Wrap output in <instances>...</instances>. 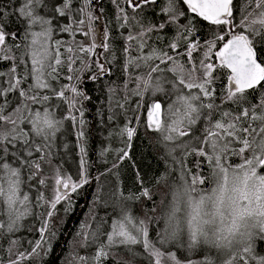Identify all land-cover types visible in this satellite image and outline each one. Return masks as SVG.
<instances>
[{
    "label": "snow or ice",
    "instance_id": "1",
    "mask_svg": "<svg viewBox=\"0 0 264 264\" xmlns=\"http://www.w3.org/2000/svg\"><path fill=\"white\" fill-rule=\"evenodd\" d=\"M112 3L123 29L119 82L111 78V64L117 61L109 29L105 27L99 43L96 39L94 22L99 16L92 0H81L78 9L73 0H54L51 11H46L49 0L0 4V62L9 64L6 81L0 71V253L3 243L8 244L0 264H40L54 251L58 232L53 221L59 219V207L72 211V195L89 183V175L82 159L75 178L58 169L51 185L44 177L42 164L50 155L44 147L50 148L62 126L49 101L54 96L83 116V101L91 97L81 81L100 78L108 80L110 110L114 105L126 111L133 96L137 109H146L144 126L155 134L166 165L164 174L155 178L161 199L157 204L145 177L137 172L138 194L125 196L117 187L104 200L118 210L110 228L95 213L80 224V239L74 238L73 247L95 245L92 254L70 255L65 264H110V258L115 264H132L126 255L143 256L140 264H264V250L258 247L264 245V0ZM54 18L70 22L54 27ZM198 18L209 24L203 36ZM57 30L73 37L82 31L86 40L67 43L55 38ZM37 104L42 110L32 107ZM21 124L31 125L30 130ZM137 132L130 123L119 129L125 147L118 150L109 174L129 158L126 149ZM34 152L41 154L39 159L33 158ZM37 185L50 188L51 194L38 191L33 198L31 189ZM100 199L97 196L94 204ZM131 200L142 205L151 201L153 207L137 217L127 203ZM34 208L43 209L35 229L38 238L25 246L17 233L26 217L36 216ZM157 219L164 228L153 238L150 225ZM167 245L188 251L207 245L219 255L194 261Z\"/></svg>",
    "mask_w": 264,
    "mask_h": 264
},
{
    "label": "trees",
    "instance_id": "2",
    "mask_svg": "<svg viewBox=\"0 0 264 264\" xmlns=\"http://www.w3.org/2000/svg\"><path fill=\"white\" fill-rule=\"evenodd\" d=\"M54 0H49V8L46 11H51V4ZM0 4L15 6L16 0H0ZM74 9H78L81 6V0H73ZM93 8L96 9L95 14L101 17L100 24L103 27L109 29V43L112 50L116 53V61L111 64L112 80L120 81L121 77V63L122 57L120 55L124 41L122 40L120 33L123 31L120 25L117 23V7L112 3V0H92ZM121 6H123V0H121ZM187 11L186 6H182ZM10 10V9H9ZM146 18L151 19V10L146 9ZM190 15H195L191 14ZM15 19V18H14ZM55 25H63L69 23L68 19L54 18ZM199 19L200 35L203 36L209 31V24ZM16 24H19V20H15ZM123 23V21H121ZM74 37L68 33H61L58 30L54 33L56 39H60L67 43H72L74 39L76 42H83V40L76 35ZM171 34V33H170ZM126 35V33H125ZM67 46V45H65ZM98 50V48H97ZM104 49H101L100 53H103ZM103 58V57H101ZM108 60H112L111 52L108 54ZM9 64L6 62H0V71L5 73L3 81L8 79ZM79 67V64L76 65ZM22 72L23 69L21 68ZM226 71V70H225ZM220 73L218 72L217 75ZM83 75V73L81 74ZM223 79V78H222ZM0 81V83H3ZM67 82V81H64ZM226 82V80L224 81ZM84 90L91 97L90 101H83L82 111L83 116L77 111H70L67 104L62 103L54 96L49 101V104L53 106L57 119H62V126L56 133L54 139L50 142V148L44 147V153L50 155L45 156L43 161V175L49 178V185H51V177L54 176L55 171L58 169L66 176H72L75 178L81 167V160L86 162L87 173L89 175V183L80 189L77 193L72 195V211L65 213L63 207H59L57 216L59 219L53 221V225L58 232L57 240L53 242L54 251L48 256H45L40 261V264H65L70 258V255L79 253L80 255H91L95 250V245L88 248L73 247L74 238L77 231L80 230V224L90 219V214L95 213L98 217H102L107 224L105 227L110 228L111 219L118 217V210L114 212L113 208L104 203V200L108 199L110 192L116 191L117 187L119 191L123 192L125 196L130 193H137L139 191V184L136 183V173L139 172L145 177L146 186L150 187L154 193L155 201L158 204L161 199V186L156 184V177H159L165 172V162L163 160V151L156 143V136L151 131H148L144 126L146 121L145 112L146 109L141 106L139 109L136 107L134 101L136 97H130L125 105V109H118L114 105L109 108V102L107 100L106 85L108 83L107 78H100L96 81L82 80ZM218 84L220 81L217 82ZM6 86V85H5ZM134 86V85H133ZM10 98L15 99V94H9ZM143 102L141 101V105ZM34 109L42 105H33ZM27 114V113H26ZM114 114V119H109L110 115ZM75 117L73 120L71 117ZM134 116H139L140 120L136 121L132 119ZM83 119L84 124H80V120ZM125 123H130L133 127L138 129L137 134L134 136L130 148L126 150L129 152V158L119 162L118 168L113 170L112 174H109L108 169L113 167V163L116 162V157L119 154L118 150L125 147V138L119 135V129L124 126ZM21 128L25 131L30 130V125L21 124ZM83 132V136L79 133ZM77 135V136H76ZM37 143H43L36 139ZM11 147V146H10ZM80 147L84 148V153H81ZM107 149V151H105ZM38 153H33L34 159H39ZM239 162L234 160L233 163ZM170 163V162H169ZM27 171H25V176ZM27 190V189H25ZM45 192L46 195H50V188L46 191L43 186H36L31 189L33 198L35 194ZM99 196L101 199L94 204V199ZM130 205L131 211L137 216L142 217L145 212L153 207L151 201L141 204L139 201L131 200L127 202ZM43 211L41 208H34L36 216H29L25 218L23 222V230H20L18 235H21L23 239H26V246L28 241L38 238L35 229L39 227L38 216ZM152 215V213H148ZM159 215V213H156ZM161 219H157L150 225V234L155 238L156 233L160 232ZM155 229V231H151ZM31 236V237H29ZM23 241V240H22ZM186 243V240H185ZM137 252H142L139 246H133ZM168 250L178 252L183 256L199 261L200 258L208 256L209 249L204 248L202 245L198 246L193 251L183 252L181 248L173 245L166 246ZM8 244L3 243V252L0 255L7 256ZM23 250V248H21ZM116 252L123 255L120 249L117 248ZM183 252V253H181ZM218 256V255H217ZM119 257H117L118 259ZM125 259L132 261V264H140L143 256L138 255L131 257L130 255L124 256ZM110 264H115V261L110 258Z\"/></svg>",
    "mask_w": 264,
    "mask_h": 264
},
{
    "label": "rangeland",
    "instance_id": "3",
    "mask_svg": "<svg viewBox=\"0 0 264 264\" xmlns=\"http://www.w3.org/2000/svg\"><path fill=\"white\" fill-rule=\"evenodd\" d=\"M92 10H93V12H94V14H95V12H96V9L95 8H93L92 7ZM95 15H97V14H95ZM94 26H95V30H99V32L97 31L96 32V39H97V42L99 43V41L100 40H102V37H103V27L101 26V24H100V21L99 20H97V21H95L94 22ZM77 36H79L83 41H85L86 40V37L84 36V34H83V32L81 31V32H77V34H76ZM87 40L89 41V42H91V37H88L87 38ZM72 42H73V40H72ZM101 49L102 48H98V50H96L97 52H100L101 51ZM38 106H39V104H38ZM38 109H41L40 107H38ZM42 110V109H41ZM145 116H146V118H147V113L145 112ZM30 127H31V125H30ZM77 136V135H76ZM80 149H81V147H80ZM118 218V217H117ZM162 229L163 230V228H164V223H163V221H162V219H161V225L159 226V229ZM20 230H23V227L20 229ZM161 230V231H162ZM29 237H31V236H29ZM17 238H19L21 241H22V243L26 246V240L28 239V238H26V239H23V237L21 236V235H18V233H17ZM204 248H207V249H209V254H208V256H212V257H217V255H219V253H218V251L216 250V249H214V248H212V247H210V246H207V245H202ZM261 250H264V245H259L258 246ZM182 249V251L183 252H186V250L187 249H185V248H181ZM183 252H181V253H183ZM200 259H203V258H200Z\"/></svg>",
    "mask_w": 264,
    "mask_h": 264
},
{
    "label": "flooded vegetation",
    "instance_id": "4",
    "mask_svg": "<svg viewBox=\"0 0 264 264\" xmlns=\"http://www.w3.org/2000/svg\"><path fill=\"white\" fill-rule=\"evenodd\" d=\"M97 16H99V15H97ZM98 20H99V21H101V17H100V16H99V19H98ZM97 31L99 32V30H98V29L96 30V32H97Z\"/></svg>",
    "mask_w": 264,
    "mask_h": 264
}]
</instances>
